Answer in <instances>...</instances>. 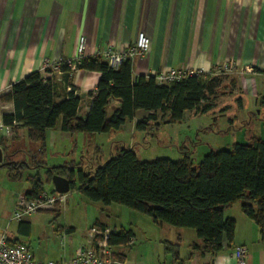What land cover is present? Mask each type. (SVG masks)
<instances>
[{"label":"crops","instance_id":"crops-1","mask_svg":"<svg viewBox=\"0 0 264 264\" xmlns=\"http://www.w3.org/2000/svg\"><path fill=\"white\" fill-rule=\"evenodd\" d=\"M139 32L150 38V47L148 53L132 61L133 78L177 68L215 74L220 65H232L231 71L221 75L211 99L212 109L205 113L185 111L183 117L209 115L223 101L220 109L226 111L223 117L228 126L239 128V141L232 145L255 136L264 140V105L259 103L264 96V0H0V111L13 110L11 102L1 100L11 84L32 71H42L45 61L74 58L79 35L86 38L82 59L94 57L108 46H127ZM97 81L96 71L73 69L71 83L82 97L79 117L88 114L91 97L87 93L94 92ZM118 105L112 101L111 112ZM149 113L137 110L131 123ZM167 117L157 113L156 121L172 124ZM18 130L27 134L26 128ZM52 131L73 134L62 131L58 123L45 131V141ZM37 153L28 156L35 158ZM70 209L64 204L55 212L43 210L8 220L0 233L25 243L40 262L69 259L82 247L92 246L90 230L99 222L111 230L130 231L135 237L133 244L112 245L116 257L133 264H240L233 257L240 245L247 249L245 264H264L259 227L242 212L240 201L223 209L225 217L235 219V232L233 241H224L216 253L192 249V244L202 245L192 228L142 218L145 224L112 229L101 216L93 219L86 214L82 222L69 219L65 215ZM61 211L64 216L60 220ZM10 222L16 224L11 226ZM21 222L29 223L28 234ZM166 244L173 245L174 252H166Z\"/></svg>","mask_w":264,"mask_h":264},{"label":"trees","instance_id":"trees-1","mask_svg":"<svg viewBox=\"0 0 264 264\" xmlns=\"http://www.w3.org/2000/svg\"><path fill=\"white\" fill-rule=\"evenodd\" d=\"M76 68L98 73L96 89L87 93L91 106L84 118L78 116L82 97L71 83ZM220 83L221 75L212 72L169 83H157L154 76L133 78L132 61L125 60L111 68L97 54L80 59L75 68L61 64L56 73L45 67L11 84L1 100L11 102L13 110L4 114L3 119L8 124L16 121L15 131L26 128L28 139L42 148L45 131L58 123L67 133L94 134L118 130L135 118L137 110L150 112L136 123L142 129L157 120V113L168 116L172 123L180 121L185 111L205 113L212 109L211 99ZM114 100L119 105L108 115ZM259 103L264 105V96ZM3 139L0 137L4 153ZM14 155H4L0 167H6L12 178H18L29 166L17 162ZM78 166L70 163L48 167L36 163L32 167L38 173L27 177L32 186L25 196L37 197L44 190V183L51 184L54 174L66 176L71 180V189L77 188L92 201L119 203L148 215L156 223L194 229L202 245L192 244V249L210 253L220 251L224 241H233L236 221L225 217L223 209L240 201L242 212L258 225L264 242V140L259 137L234 143L227 149L211 150L197 165L188 155L177 160H139L131 148L120 147L114 156L90 172ZM42 168L44 178L38 179ZM20 226L25 234L29 233L28 222H21ZM94 226L106 227L99 222ZM130 235V231L123 229L111 230L108 241L111 245H124ZM165 251L174 252V246L166 244ZM174 256L177 257L176 253Z\"/></svg>","mask_w":264,"mask_h":264},{"label":"rangeland","instance_id":"rangeland-1","mask_svg":"<svg viewBox=\"0 0 264 264\" xmlns=\"http://www.w3.org/2000/svg\"><path fill=\"white\" fill-rule=\"evenodd\" d=\"M224 73L228 72L218 70L215 74ZM222 103L223 101L219 102L216 110L209 115L186 114L179 122L172 124L152 120L145 129L137 128L136 124L127 120L123 127L114 132L94 133L93 136L83 132L73 133L72 136L61 135L60 131H52L42 148L39 143L28 139L26 131L20 132L17 129L13 137L3 139L6 145L4 155L15 153L17 162L29 167L23 170L18 178H12L6 167H0V227L8 224L16 200L31 188L27 177L36 172L32 167L36 163H44L48 167L78 163L80 169L90 172L114 156L120 147L131 148L139 160H177L188 155L194 163L199 162L211 150L230 148L233 141H239V128L238 125L233 128L228 126V121L223 117L226 111L220 109ZM110 114L109 109L108 115ZM35 152H39V156L35 160L29 158L28 154ZM39 176L44 178L43 168L40 169ZM47 186L48 184L44 183V187ZM65 198L64 204L71 206L65 217L78 218L81 222L86 214L93 216V219L95 216H101L112 229H119L121 225L128 227L129 223L145 224L142 218L151 219L148 215L119 203L103 204L100 201H92L77 188L68 191ZM63 216L61 211L58 218L61 220ZM15 224L16 222H10L11 226Z\"/></svg>","mask_w":264,"mask_h":264},{"label":"built area","instance_id":"built-area-1","mask_svg":"<svg viewBox=\"0 0 264 264\" xmlns=\"http://www.w3.org/2000/svg\"><path fill=\"white\" fill-rule=\"evenodd\" d=\"M86 38L79 35L76 45V56L74 58L59 59L57 62L43 63V69L50 67L53 72L58 73L61 64H66L75 68L76 62L80 61L85 48ZM150 47V38L144 33L139 32L135 40L123 47H111L103 49L99 53L111 68H117L123 61H133L136 57L148 53ZM232 65H220V72H229ZM202 73L200 70L192 69H170L158 72L154 78L157 83H169L180 80L189 75H198ZM70 88L68 87V90ZM11 111H0V137L10 138L15 134L14 125L16 121L8 124L4 121L3 115ZM53 185L45 187L37 196L30 198L28 196L19 197L15 206L11 211V220H20L38 211L55 212L60 209L66 200L67 193H59L52 191ZM111 229L108 227L100 228L94 226L90 230V235L94 238L93 245L87 248L82 247L74 256L69 259H61L58 261L49 260L47 262L37 261L30 248L23 242L12 241L4 233H0V264H133L115 256L112 245L108 241ZM127 245L135 242V237L130 235L127 237ZM64 242L61 239L60 247L63 249ZM233 257L240 264L246 263L247 249L245 246H237L233 252Z\"/></svg>","mask_w":264,"mask_h":264},{"label":"water","instance_id":"water-1","mask_svg":"<svg viewBox=\"0 0 264 264\" xmlns=\"http://www.w3.org/2000/svg\"><path fill=\"white\" fill-rule=\"evenodd\" d=\"M4 153L0 147V164L3 163ZM38 173V171H36ZM40 179V176H38ZM51 184L53 185L52 191L59 193H67L71 189V180L66 176L54 174L52 176Z\"/></svg>","mask_w":264,"mask_h":264}]
</instances>
